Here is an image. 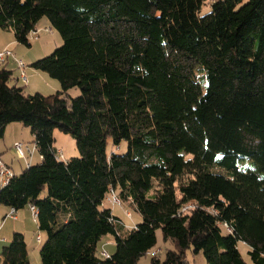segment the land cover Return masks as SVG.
Returning a JSON list of instances; mask_svg holds the SVG:
<instances>
[{
	"label": "trees",
	"instance_id": "16d2710c",
	"mask_svg": "<svg viewBox=\"0 0 264 264\" xmlns=\"http://www.w3.org/2000/svg\"><path fill=\"white\" fill-rule=\"evenodd\" d=\"M206 1L0 0V29L19 43L43 17L63 37L32 63L61 90L28 93L0 69V138L23 123L41 156L0 182V205L37 208L42 264H144L159 229L174 248L149 264H188L189 250L264 264V0H211L202 14ZM56 128L79 155L63 160ZM112 191L140 223L114 214ZM107 234L116 250L99 256ZM0 264H31L24 233Z\"/></svg>",
	"mask_w": 264,
	"mask_h": 264
},
{
	"label": "rangeland",
	"instance_id": "374dc122",
	"mask_svg": "<svg viewBox=\"0 0 264 264\" xmlns=\"http://www.w3.org/2000/svg\"><path fill=\"white\" fill-rule=\"evenodd\" d=\"M210 1L211 0H207L203 5L202 14L210 12ZM247 1L248 0H244L243 3ZM7 39L8 41H14L9 43L8 46L4 47L12 50L16 58L22 59L25 62L26 67L25 69L21 68L16 62L15 58L10 57L7 59L6 63L0 64V69L4 67V65L12 69L14 80L19 85L25 86V89L28 93L40 92L44 95H50L58 90H61V83L58 79H55L48 73L37 70L32 66V63L34 61L50 55L55 49L63 44L62 35L59 31L52 27L48 17H43L37 23L36 31H34L30 36V46L16 41L13 31L0 30V44L3 40L5 41ZM4 47L0 46V51L4 50ZM29 69H33L35 74L31 76L30 72L28 71ZM23 70L26 71V74L29 77L28 85H24L22 83L21 74ZM54 84H56V87L58 86V88H55ZM68 92L72 97H76L80 94L81 91L78 87H74L71 88ZM6 132L7 135H5L4 138L6 139V143H8L6 144L7 147L5 146V143L3 141L4 139L0 138V145L4 148L2 160L6 164L12 165V169H14L13 171H16V173H20L27 167V165L38 163V157L40 153L35 148V137L32 133L31 127L26 126L23 123L15 122L7 126ZM52 133L56 140V147H60L65 156L68 155L67 153H71L70 151L73 150H76L75 155H79L76 139L71 134H67L58 128L53 129ZM16 139L25 147L27 152L25 157H20L18 152L14 148L16 144L14 142ZM27 146H29L30 148H35V154L33 153L34 155H30L28 153ZM112 149H114L117 153L123 154L127 151V142L123 141L120 146H114L112 143H110L109 151H111ZM73 156H69V158ZM63 160L67 159L63 158ZM106 204L113 209L114 214L120 217L129 228L136 226V224L140 223L143 219L142 215L139 212L135 211L125 203L118 205L113 204L110 201H106ZM20 212H22L21 214L25 218L24 225L29 230V239L34 240L30 248L31 264H42L40 248H38L41 247L40 245L42 244L38 242V235L45 237L46 233L38 229L37 220L32 215L29 206L20 209ZM169 248H174V244L171 241H166L164 239L161 229L157 230V245L150 251L148 255L141 258V263L149 264L151 262L152 255H159L160 258L163 259L166 255V251ZM239 249L245 260L248 263H251L252 261L249 254V246L244 242H240ZM115 250L116 241L114 236L112 234L104 235L98 245V255L101 256L102 251H107L108 253L112 254ZM187 260L188 264H206V257L203 252L195 254L192 250H189L187 252Z\"/></svg>",
	"mask_w": 264,
	"mask_h": 264
},
{
	"label": "crops",
	"instance_id": "0c3cea01",
	"mask_svg": "<svg viewBox=\"0 0 264 264\" xmlns=\"http://www.w3.org/2000/svg\"><path fill=\"white\" fill-rule=\"evenodd\" d=\"M2 30V29H0ZM4 31H11V30H4ZM14 40L12 41H8L7 40H3L0 44V46L2 47H6L8 46L9 43L13 42ZM4 47V48H5ZM30 72V75H34V70L33 69H29L28 70ZM54 87L55 88H58V86L56 87V84H54ZM5 135H7V132L5 131ZM4 135V137H5ZM3 137V141L5 143V146L7 147L6 144V139ZM18 142V140L16 139L14 143ZM11 144V143H10ZM59 150H62L60 149V147L58 148ZM3 152H4V148L0 145V158L2 159L3 157ZM69 152V151H68ZM71 153H67L68 155H64L65 159H68L69 156H73L76 154V150H73V151H70ZM35 154V153H34ZM32 154V155H34ZM64 154V153H63ZM39 161H41V156L39 155L38 157ZM37 159V160H38ZM9 167L13 168L12 165L10 164H7ZM14 170V169H13ZM16 173V171H14ZM11 207L9 206H6V205H0V252L3 248L4 245L8 244L13 236V233L15 231H20L22 233H24L25 235V239H26V242H27V249H28V255H29V259L31 261V245L33 244L34 240H31L29 239V230L25 227L24 223H25V218L24 216L21 214L22 212H20V210L17 211V217H11L9 216V213L11 212ZM32 213V212H31ZM33 215V214H32ZM32 238V237H31ZM45 237L44 236H40L38 235V242L40 244H42V242L44 241ZM32 242V243H31ZM41 246V245H40ZM40 248V247H38ZM33 251H36V250H33Z\"/></svg>",
	"mask_w": 264,
	"mask_h": 264
},
{
	"label": "built area",
	"instance_id": "2783aa9c",
	"mask_svg": "<svg viewBox=\"0 0 264 264\" xmlns=\"http://www.w3.org/2000/svg\"><path fill=\"white\" fill-rule=\"evenodd\" d=\"M13 57L15 58L16 62L18 63V65L25 69L26 64L22 59H18L15 57L14 52L12 50H10L9 48H5L4 50L0 51V64L6 63L7 59ZM21 80L22 83L24 85H28L29 83V77L26 74V71L23 70L22 74H21ZM16 151L18 152L20 157H25L27 152L25 147L23 146L22 143L20 142H16L15 147ZM36 148V146H35ZM35 148H30L29 146H27V151L30 155H32L35 151ZM59 154L62 158H64V154L62 152V150H59ZM15 172L13 171V169L11 167H9L1 158H0V182L1 184H7L11 178L14 176ZM107 200L112 202L113 204H121V200L120 198L116 195V193L114 191H112L108 196H107ZM30 210L34 216V218H37V208L35 206H31ZM9 216L11 217H17V211L15 209H11V212L9 213ZM103 257H109L110 253H108L107 251H102L101 252Z\"/></svg>",
	"mask_w": 264,
	"mask_h": 264
}]
</instances>
